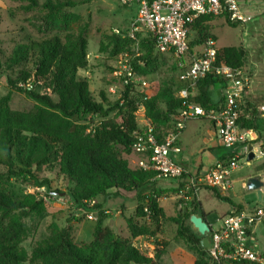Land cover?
Instances as JSON below:
<instances>
[{"label":"trees","instance_id":"1","mask_svg":"<svg viewBox=\"0 0 264 264\" xmlns=\"http://www.w3.org/2000/svg\"><path fill=\"white\" fill-rule=\"evenodd\" d=\"M19 1L30 6L40 5L46 11L44 18L49 20L51 14L65 7H74L91 0ZM213 17L201 15L185 19L190 49L199 48L210 36L208 22ZM224 17L228 25L237 24L229 21L227 15ZM137 35L140 37V34ZM106 39V42L99 41L98 50L107 51L109 56H116L125 46L132 44L129 37L112 32L106 35ZM140 46L145 53L137 59L144 60L145 67H155L154 41L142 36ZM86 49L87 38L82 29L76 33H66L62 38L54 35L14 46L8 61L12 64L31 61L33 71L22 69L15 81L8 78V90L0 96V164L6 167L7 173L25 174L34 185L47 189L49 179L39 178L37 172L42 168L49 172L55 170L71 183L65 195L73 207L81 210L100 209L98 214L101 217H104L105 209L97 202L90 207L87 204L89 201L99 195L116 196L120 191H135L140 202L135 207L134 216L125 218L129 237L123 238L114 233L110 227L102 224V218L99 217L101 219L98 218L93 228L90 242L77 244L64 228H54L36 242L27 254L20 245L27 238V227L23 219L31 215H42L46 209L44 200L33 194L15 197L1 187L0 264H161L166 239H154L153 254L150 256L143 248L134 246L130 238L154 236L160 229V223L165 220L176 224V238L194 252L193 264H218L211 262L208 251L200 245L202 236L198 235L196 229H192L189 222V216L196 211L194 199L188 206H179L174 216L166 217L158 204L157 193L141 194L148 189L155 173L142 169L136 161L130 164L126 158L130 154L137 155V160L140 156L132 149L133 134L140 130L136 121L137 112L141 111V117L154 127L160 137L168 129H164V126L170 122L172 125V117L182 108L183 99L175 94L182 83L177 78L178 71L173 58L168 54L173 60L174 76L178 83L175 88L165 83L150 95L138 91L142 88H136L132 93L138 91L136 98L126 90L123 93L124 102L119 105V99L112 102L103 91L99 92V99H95L87 79L78 77V71L87 64ZM245 56L246 50L242 45L224 46L217 50V63L237 68L244 65ZM137 69L145 72L143 67L138 66ZM31 77L42 81V90L24 87L26 80ZM220 82L221 79L209 73L197 81L195 91L188 96L204 108L217 107L218 103L212 102L209 90L212 85ZM20 83L23 85H18ZM13 90L23 92L33 102L32 108H11ZM111 111L117 112L109 117ZM255 113L252 107L248 117L241 116L238 120L240 126L258 132ZM92 114L103 119L95 127L87 129L83 121L87 115ZM258 139L263 140L261 149L264 151V137L259 133L250 143L255 144ZM262 169L264 159L255 165L256 171ZM110 189L113 191L110 192ZM213 192L232 208H243L227 196H221L215 189ZM144 206L148 213L144 212ZM144 216H147L149 223L137 221ZM151 225L153 229L149 227Z\"/></svg>","mask_w":264,"mask_h":264},{"label":"rangeland","instance_id":"2","mask_svg":"<svg viewBox=\"0 0 264 264\" xmlns=\"http://www.w3.org/2000/svg\"><path fill=\"white\" fill-rule=\"evenodd\" d=\"M39 1L41 2V0ZM240 1L242 9L252 15L251 19L243 24L237 23L235 26H231L227 24L223 15L215 16L208 22V35H210L208 38L216 41L218 49L229 45H242L246 50L243 66L249 73L250 80L249 88L245 91L240 106L243 112L247 113V117L249 116V110L252 107L255 109L258 132H253L256 134V139L258 133L264 137V0ZM135 10V4L121 5L117 0H91L88 3L78 4L74 7H65L51 14L49 20H46L44 18L46 11L40 5L30 6L26 2L19 0H0V96L4 95L8 90V78L15 81L18 75L21 74L22 69L33 71L31 61H20L16 64L8 61L14 46L27 44L31 41H40L54 35L62 38L66 33H76L82 29L87 38V64L84 69L78 71V77L87 79L89 89L95 99H99V92L103 91L106 97L114 102L118 99L120 93L118 88L114 89L113 93L110 90V87L118 84L111 74L115 56H109L107 51L100 52L98 44L100 40L107 41L106 35H109L113 28L125 29L128 27L130 19L135 15ZM191 35L195 38L193 33ZM130 47L131 45H127L122 51L129 50ZM144 53V49L141 46L137 57L143 56ZM154 56L157 61L156 65H154L155 67L152 65L145 67V62L141 59L137 60L140 61L139 64L136 63V70L139 74L146 77L148 81L147 88L138 91L147 95L154 93L165 83H168L173 88L178 84L174 76L172 58L168 54H161L155 51ZM138 66L143 67L145 72L143 73L141 70L140 72L137 69ZM26 83L30 84V89L42 90V81L39 79L31 77L26 80ZM26 83H24V86ZM18 85L22 86L23 84L20 83ZM138 91L132 94L135 98L138 96ZM177 93L178 91H175L176 95H178ZM214 97L215 95L212 94V99ZM32 106L33 102L23 92L12 91L10 98L11 108L28 110ZM115 112L117 111H111L109 117H112ZM136 114L138 125H143L141 111ZM102 119L98 115H87L83 123L87 125V129H91L98 125ZM170 126L171 122L167 123L164 129ZM208 127H210V123L205 118H195L187 121L178 138L184 154L192 152L195 157L200 155V148L205 142L202 135L207 132ZM262 143L263 140L258 139L253 146H258L261 149L260 145ZM221 149H225V147ZM130 155L126 158L133 165L135 155ZM169 155L172 157L176 154L169 152ZM228 156L226 154L225 158ZM261 159H264V154L261 156L255 155L247 163L244 158L240 159L237 166L230 172L231 188L225 192L218 191L219 194L221 196L228 195L234 201L243 205L261 204L263 206L264 199H258L255 190H248L245 187L246 175L249 170H252L263 181L262 188H264V169L255 170V165ZM0 174V188H6L15 197L33 194L44 200L46 209L42 215H31L23 219L27 227V238L20 245L27 254L31 252L36 242L46 237L54 228H64L70 238L77 244L88 243L92 240L93 228L101 216H99L98 210L95 208L81 210L73 207L65 195L71 183L62 175L55 170L49 172L45 168L40 169L37 172L38 177H46L50 181L49 189H47L44 186L37 187L34 185L33 181L25 174L7 173L6 167L2 164H0ZM109 191L111 192L113 189ZM210 191L207 188H201L200 199L204 206L217 209L229 204ZM61 192H64V194L61 195ZM123 193L124 195L128 194V192ZM97 199L103 207L112 210L113 213L120 203L129 204L124 201V197L121 195H100ZM94 202H96L95 199L93 200ZM93 203L88 202L87 204L93 207ZM165 210L168 213H174L171 202H165ZM103 213L105 217L110 215L111 211L105 210ZM104 217H101L103 218V224H109L110 219ZM134 220L136 219L134 218ZM167 224V227H173L172 223ZM261 225L264 229V218ZM149 227L153 229L152 225ZM192 229L195 230L193 225ZM167 232L169 233V231ZM257 232L264 239V230L260 231L257 229ZM198 235L202 236L199 233ZM178 242L184 243L181 240H178ZM239 264H243V262Z\"/></svg>","mask_w":264,"mask_h":264},{"label":"built area","instance_id":"3","mask_svg":"<svg viewBox=\"0 0 264 264\" xmlns=\"http://www.w3.org/2000/svg\"><path fill=\"white\" fill-rule=\"evenodd\" d=\"M117 1L121 5H136L135 15L130 19L128 27L113 28L111 31L132 39L129 50H123L115 56L111 72L118 86L114 85L110 90L113 93L114 89H119V105L124 102L123 93L126 90L132 94L136 88L145 89L148 86L146 77L136 70V63H140L137 55L141 50L142 36L150 37L154 41L156 52L171 55L178 71L177 78L182 83L177 93L183 99L182 108L172 117L171 127L160 137L154 127L142 117L143 125L133 134L132 149L140 155L136 160L137 165L144 170L153 171L155 175L152 179L163 178L174 182L177 194L182 198L193 200L198 185L208 186L217 192L227 191L232 186L231 170L242 158L247 163V145L256 137L255 132L242 128L238 123L241 116L247 117L240 104L249 88L250 77L243 65L231 68L222 62L217 63L218 48L212 38H207L199 48L190 49L185 19H194L201 15H227L232 23L243 24L252 15L242 9L239 0ZM209 73L222 80L218 83L222 88L221 100L217 107L204 108L188 95L195 91L197 81ZM24 87L31 88L29 83ZM200 117L214 125L229 156L215 162L202 174L186 180L185 170L173 160L169 152L176 154L180 151L178 134L188 120ZM252 132L255 134L253 137L250 135ZM252 151L256 156L264 154L258 146L253 147ZM89 202L93 203V200ZM143 210L148 213L146 206ZM263 218L264 205L231 208L218 220L217 226L209 227L210 246L206 250L211 262L264 264V247L258 246L254 235L255 225L260 224Z\"/></svg>","mask_w":264,"mask_h":264},{"label":"crops","instance_id":"4","mask_svg":"<svg viewBox=\"0 0 264 264\" xmlns=\"http://www.w3.org/2000/svg\"><path fill=\"white\" fill-rule=\"evenodd\" d=\"M239 2L241 4L240 0H239ZM215 43H216V41H215ZM221 89L222 88L220 87V85L218 83H216L215 85H212L210 87L209 96H210L213 103H219L220 102V100H221ZM212 94L215 95L214 99H212ZM193 119H195V118H193ZM209 123H210V127H208L207 132L202 135V137L204 139L203 141H205V142L203 143V146L200 148L201 149L200 155L195 157V156H193L192 152H190L188 154H184L182 152V147H181L179 140H178V145L180 147V151L178 153H176V155H173L172 158L176 163L181 165L183 167V169L185 170L186 180L190 177H194L196 175L202 174L211 165H213L215 162L224 159L225 155L227 154L226 148L221 149L223 146L221 144V141L219 139V135H218L214 125L210 121H209ZM181 131H180V133H181ZM179 134H178V138H179ZM253 145L254 144H252V146ZM135 157L137 158V155ZM136 158L133 160V162L136 161ZM250 176H256V173L252 170H249V172L246 175V180ZM149 183L150 184L148 185V189L145 190L144 192H142L141 194L146 195L149 192L157 193L158 194L157 195L158 204L163 208V211H164L166 217L174 216L179 206H185V205L188 206L189 203L192 201L188 198H182V197L178 196L174 182H171L167 179L155 178L154 180H151ZM231 183H232V180H231ZM201 188H207V189L211 190L210 192L212 194H214V192H213L214 189H212L208 186L198 185L196 190H195V195H194V201L196 202V211L194 213L196 215H200L208 223L209 227H211V226L215 227L218 224V220L221 217H223L224 215H226V213H228V211H230V209L232 207L230 206V204H228V205H224L223 207H218L217 209L207 208L206 206H204V204L201 202V199H200ZM261 192H262L261 199H264V188H261ZM119 195L123 196L124 201H127L129 204L125 205L124 203H120L117 206V208H115L114 213L112 212V210L105 208L100 204L101 202L97 199L100 195L97 196L95 198V200L100 205V207L102 209H105L106 211L107 210L111 211L110 215L104 217L106 219H110L109 224H103V222H102V224L110 227L114 233L120 235L121 237H123V238L127 237L128 238L129 232H128V229L126 227L125 218H129V217L134 216L135 207L139 204L140 199L136 196L135 191L128 192L127 195H124L123 191H120ZM226 196L229 199H231V201L233 203L243 205L237 201H234L230 196H228V195H226ZM167 201L171 202V204L174 208V213H168L165 210V202H167ZM250 205H252V204H246V205H243L242 207H246V206H250ZM255 205L262 206L261 204H255ZM138 221L140 223H142V222L149 223L147 216H144L142 218H138ZM167 223H172L173 227H167V225H168ZM169 226H171V225H169ZM191 227H192V225H191ZM257 229H259L260 231L264 230L261 223L255 225V227H254L255 234L254 235H255V238H256L260 248H262V247H264V244H263L264 239L262 238V235L259 234V232H257ZM167 231H169V233ZM157 238H164L167 240L166 250L161 257V264H193L194 263V259H195L194 252L186 246L187 244L178 242L179 239L176 238V224L172 221H168V220L162 221L160 223L159 231L156 232V234L154 236L153 235L152 236H137V237H131L130 240L134 246L140 247V248L142 247L144 250L147 251V253L150 256H152L153 247H154L153 241H154V239H157Z\"/></svg>","mask_w":264,"mask_h":264},{"label":"water","instance_id":"5","mask_svg":"<svg viewBox=\"0 0 264 264\" xmlns=\"http://www.w3.org/2000/svg\"><path fill=\"white\" fill-rule=\"evenodd\" d=\"M252 148H253L252 144L248 143L247 145L248 154L246 156L247 161L255 157ZM262 186H263V181L259 179L257 176H250L245 182V187L248 190H255L258 199H261L262 197V192H261ZM60 194L63 195L64 192H61ZM189 222L193 225V227L197 230V232L202 235V237L200 238L201 247L207 249L210 246V241L208 236L210 228L208 223L200 215H196L195 213L189 216Z\"/></svg>","mask_w":264,"mask_h":264},{"label":"bare ground","instance_id":"6","mask_svg":"<svg viewBox=\"0 0 264 264\" xmlns=\"http://www.w3.org/2000/svg\"><path fill=\"white\" fill-rule=\"evenodd\" d=\"M250 135H251V137H253L255 134L252 132Z\"/></svg>","mask_w":264,"mask_h":264}]
</instances>
